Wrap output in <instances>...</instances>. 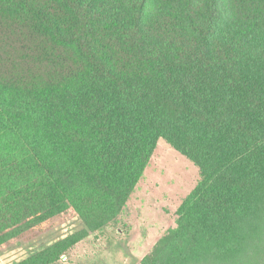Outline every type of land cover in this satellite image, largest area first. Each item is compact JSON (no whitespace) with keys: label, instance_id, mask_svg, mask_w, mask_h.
<instances>
[{"label":"trees","instance_id":"obj_1","mask_svg":"<svg viewBox=\"0 0 264 264\" xmlns=\"http://www.w3.org/2000/svg\"><path fill=\"white\" fill-rule=\"evenodd\" d=\"M199 180L141 264H264V0H0V250L113 222L159 141Z\"/></svg>","mask_w":264,"mask_h":264},{"label":"rangeland","instance_id":"obj_2","mask_svg":"<svg viewBox=\"0 0 264 264\" xmlns=\"http://www.w3.org/2000/svg\"><path fill=\"white\" fill-rule=\"evenodd\" d=\"M198 180L197 168L160 140L120 215L52 264H141L175 228L177 208ZM84 228L75 216L34 239L0 250V264H18Z\"/></svg>","mask_w":264,"mask_h":264}]
</instances>
